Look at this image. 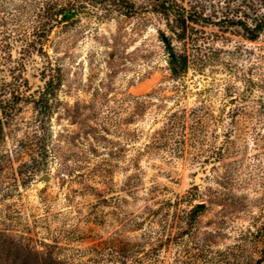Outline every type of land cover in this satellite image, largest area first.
<instances>
[{"label":"rangeland","instance_id":"374dc122","mask_svg":"<svg viewBox=\"0 0 264 264\" xmlns=\"http://www.w3.org/2000/svg\"><path fill=\"white\" fill-rule=\"evenodd\" d=\"M46 1L0 0V85L21 58L20 72L31 89L41 86L38 68L44 51L62 65L63 74L62 104L51 118L47 168L25 183H13V174L27 160L18 140L33 127L31 104H21L3 123L0 155L6 164L0 174V264L38 263V253L49 252L59 264H99L107 258L103 247L138 240L147 226L155 232L179 234L188 225L187 217L155 216L149 210L159 205L156 194L181 195L192 185H198L202 194L191 206L203 203L204 210L191 219L187 241L161 251L160 264H177L178 255L194 264L193 257L204 253L214 257L208 264L241 262L233 259L232 252L226 257L224 251H231L241 230L250 224L264 228V120L244 117L232 126L223 157L214 168L206 165L199 170L186 154L162 165H153L161 158L143 155L135 169L131 165L135 149L126 155L119 151L127 115L123 98L151 89L169 95L165 73L142 62L140 36L125 20L95 19L99 7H91L94 12L89 10L68 31L53 30L48 47L42 45L40 52L32 49V32L38 29ZM236 2L249 18L264 13V0ZM232 28L226 33L230 43L224 46L242 53L235 54L238 67L264 74V30L250 41L242 36L241 26ZM217 76L228 79L221 72ZM215 133L217 143L225 140L219 128Z\"/></svg>","mask_w":264,"mask_h":264},{"label":"trees","instance_id":"16d2710c","mask_svg":"<svg viewBox=\"0 0 264 264\" xmlns=\"http://www.w3.org/2000/svg\"><path fill=\"white\" fill-rule=\"evenodd\" d=\"M236 1L47 0L38 29H33L30 47L37 52L42 45L48 47L53 30L68 31L76 27L89 10L93 11L91 7L101 10L100 14L93 13L100 22L112 17L125 20L140 36L142 62L165 73L164 81L171 93L162 95L151 89L123 98L127 103V115L123 121L124 140L119 151L126 155L130 148L135 149L131 163L135 169L139 168L137 159L143 155L161 158L160 163L153 165H162L187 154L191 156L190 163L204 171L206 165L214 168L222 159L231 128L240 119L264 120V74L243 71L234 59L240 51L227 50L224 46V42L230 43L226 33H232V27L236 25L241 26L243 37L256 41L264 30V13L249 18L242 14L241 4ZM218 41L222 44L219 45ZM43 54L44 59L38 68L39 80L43 82L41 86L31 89L28 79L20 72L24 70L21 58L13 66L15 72L0 85V135L3 123L21 104H31L34 111L33 127L18 140L21 148H25L27 160L13 174V183L30 180L47 168L50 157L47 143L52 135L51 118L62 104L59 92L63 74L57 59L53 61L46 51ZM218 72L228 79L218 77ZM237 82H241V86L236 85ZM215 128L222 131L225 140L217 143ZM108 130L104 128L106 133ZM101 137L96 139L102 140ZM2 155L0 174L6 164ZM6 157L13 160L7 154ZM128 178L126 188L130 191L133 180L130 176ZM200 193L199 186L192 185L181 195L156 194L159 205L149 211L155 216L187 217L188 225L184 230L172 235L155 232L147 226L138 240L103 247L102 250H107V258L99 264H160L161 251L168 250L170 244L188 240L191 219L204 210L203 203L191 206ZM211 244L213 242L209 240V246ZM263 244L264 228L250 224L241 230L239 241L231 251L224 253L227 257L232 252L233 259L241 261L238 264H264V250L260 249ZM38 254L41 261L30 264H59L51 252ZM209 256V253L194 256V264H208L214 258ZM178 257L177 264H188V260Z\"/></svg>","mask_w":264,"mask_h":264},{"label":"water","instance_id":"95a60500","mask_svg":"<svg viewBox=\"0 0 264 264\" xmlns=\"http://www.w3.org/2000/svg\"><path fill=\"white\" fill-rule=\"evenodd\" d=\"M43 177H44L45 179H48V178H49V176H48L47 174H44Z\"/></svg>","mask_w":264,"mask_h":264}]
</instances>
